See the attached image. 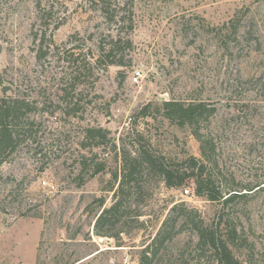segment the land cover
<instances>
[{
    "label": "rangeland",
    "instance_id": "obj_1",
    "mask_svg": "<svg viewBox=\"0 0 264 264\" xmlns=\"http://www.w3.org/2000/svg\"><path fill=\"white\" fill-rule=\"evenodd\" d=\"M110 4L106 14L95 0H0V110L12 106L11 143L0 148V264H139L168 219L174 230L154 264H214L195 224L228 240L239 264H264V0ZM170 100L215 109L202 133L216 149L218 190L242 195L227 205L229 223L192 183L169 189L147 177L126 232L96 235L118 188L119 149L136 130L170 162L202 158L189 127L154 108L139 113ZM89 128L106 130V145H86ZM96 163L106 170L93 178Z\"/></svg>",
    "mask_w": 264,
    "mask_h": 264
},
{
    "label": "trees",
    "instance_id": "obj_2",
    "mask_svg": "<svg viewBox=\"0 0 264 264\" xmlns=\"http://www.w3.org/2000/svg\"><path fill=\"white\" fill-rule=\"evenodd\" d=\"M95 1H98L104 13L107 14L106 7L111 6L110 0ZM116 46H118V42L113 43L109 48L106 53L108 57H114L113 53ZM11 107L10 105L8 107L5 106L0 110V125H2L3 129L1 130L2 134L0 140L4 138L0 148H7L11 143L12 135L8 129L9 127H7L5 123L9 118ZM153 108L163 113V116L173 124L180 127H189L192 130V134L200 143L202 158L189 156L170 162L171 159H168L166 155L159 152L144 133L136 130V132L132 134L135 137L134 141L127 146L124 144L119 149L122 164L121 174L116 176V179H119L118 188L114 193L113 204L108 208H104L96 220L95 233L98 236L119 238L122 233L126 232L124 226L127 223L125 221L131 217L132 212L130 201L132 198H137L141 195L142 189L144 188L143 180L145 178L147 179V177L149 180L158 178L163 181L169 189L182 188L192 183L195 186V193L198 197L206 198L211 202H219L223 205V211L217 216L220 224L229 221L226 220L229 216L225 214L227 205L234 202L239 196H242L237 190H218L220 189V185L223 187L225 185L223 182L218 183L220 176H218V171H216L217 165L213 161V155L216 149L212 141L207 139L205 134L202 133V125L206 124L211 119L215 113V109L209 108L204 103H185L177 100H170L163 102L160 106L148 104L144 106L139 113L142 114L143 117H147L150 115ZM107 133L108 132L102 128L87 129L85 136L86 145L88 143H90L91 147H102L106 145L105 143H107L108 139ZM129 138H131V136H129ZM115 147L117 148L116 145ZM95 157L86 158V160L93 162ZM92 169L91 177L94 178L106 170V165L96 163L92 165ZM102 205L104 206V202H102ZM179 207H186V205H175L172 211ZM139 208L140 205L137 204L136 209ZM142 216L143 214L139 211L131 220L134 221V223H138ZM183 217L186 221L189 219L185 214ZM190 221L193 222V218H190ZM118 225L120 226L118 234L112 235L113 229H118ZM195 227L199 233V241L201 243L199 247L213 251L215 255L214 264H239L230 250L228 240H223L214 230L208 229V227H205L206 230H204V225L202 224H195ZM173 230V224L172 227H169V219L166 220L152 244L140 252L139 264H154L156 260L158 261L162 247L168 239H171L166 236L170 235ZM230 233L232 234H230L228 238L232 241V230Z\"/></svg>",
    "mask_w": 264,
    "mask_h": 264
},
{
    "label": "built area",
    "instance_id": "obj_3",
    "mask_svg": "<svg viewBox=\"0 0 264 264\" xmlns=\"http://www.w3.org/2000/svg\"><path fill=\"white\" fill-rule=\"evenodd\" d=\"M141 78H142V73L140 71H136L135 73H133L134 82H139Z\"/></svg>",
    "mask_w": 264,
    "mask_h": 264
}]
</instances>
